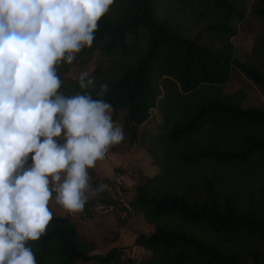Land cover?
<instances>
[{"label": "trees", "instance_id": "16d2710c", "mask_svg": "<svg viewBox=\"0 0 264 264\" xmlns=\"http://www.w3.org/2000/svg\"><path fill=\"white\" fill-rule=\"evenodd\" d=\"M251 19L258 28L239 59L232 38L249 33ZM94 52V83L81 89L70 69ZM58 74L64 95L98 99L107 84L102 98L125 134L111 150L139 144L157 167L138 173L127 200L150 227L136 232L133 244L148 252L131 264H264V105L243 106L244 91L227 89L239 75L264 88V0H114L91 48ZM88 171L95 188L101 177ZM105 199L91 195L84 211ZM51 207L46 234L29 241L37 264L118 258L119 247L96 252L76 218Z\"/></svg>", "mask_w": 264, "mask_h": 264}, {"label": "clouds", "instance_id": "9594fccd", "mask_svg": "<svg viewBox=\"0 0 264 264\" xmlns=\"http://www.w3.org/2000/svg\"><path fill=\"white\" fill-rule=\"evenodd\" d=\"M113 3L0 0V264H37L29 241L46 234L51 206L83 212L107 187L94 188L88 170L125 139L102 98L108 85L98 99L64 95L58 70L91 48ZM93 83L79 73L81 89Z\"/></svg>", "mask_w": 264, "mask_h": 264}, {"label": "rangeland", "instance_id": "374dc122", "mask_svg": "<svg viewBox=\"0 0 264 264\" xmlns=\"http://www.w3.org/2000/svg\"><path fill=\"white\" fill-rule=\"evenodd\" d=\"M257 28V22L251 19L249 33H243L240 30L238 35L232 38L236 46V56L239 59H242L248 50L251 36L257 31ZM98 56V52H94L90 61L86 64L73 66L72 69H70L71 78L78 79L81 71H88L97 60ZM237 88L244 91L243 106L264 105V88H260L253 84L245 76H236L227 84L228 90ZM150 114L153 121L159 119V112L157 109H152ZM144 125L147 128L153 129V123H145ZM92 169H96L98 173H100L98 175H100L101 178L120 176L122 186L123 184L126 186V190H123V198L126 203H128L127 200L130 196V189L132 184L136 181L138 173L143 172L150 175L157 171V167L152 164L151 157L139 144L133 145L131 151L126 152H116L110 149L105 160L98 161L96 167ZM121 206L124 209L120 208ZM93 211L94 214L90 216L84 211L85 216L83 218L78 213L69 214H72V217L76 218L79 222L77 223L78 228L85 236L92 237L97 241L98 248L95 250L96 252L103 253L113 246L120 248L118 258L110 264H120L123 262L131 264L129 260L141 258L147 254V250L132 242L138 230H142L145 233L150 231V227L143 222V218L140 214L133 212L132 209L128 210L120 202L116 203L115 210L111 212H98L94 210V207ZM106 230L108 231L106 232ZM80 264H95V262L93 260H88Z\"/></svg>", "mask_w": 264, "mask_h": 264}, {"label": "built area", "instance_id": "2783aa9c", "mask_svg": "<svg viewBox=\"0 0 264 264\" xmlns=\"http://www.w3.org/2000/svg\"><path fill=\"white\" fill-rule=\"evenodd\" d=\"M104 184L106 189L100 192L106 199L105 201H98L94 205V210L98 212H111L115 210L116 202L123 204L125 208L131 210L130 206L124 200V191L122 189V181L120 176L113 178H99L96 182V186ZM82 218L85 216V212L78 213Z\"/></svg>", "mask_w": 264, "mask_h": 264}, {"label": "crops", "instance_id": "0c3cea01", "mask_svg": "<svg viewBox=\"0 0 264 264\" xmlns=\"http://www.w3.org/2000/svg\"><path fill=\"white\" fill-rule=\"evenodd\" d=\"M96 173H98V171L96 170V169H93ZM98 174H100V173H98ZM98 215V214H97ZM78 222V221H77ZM79 223V222H78ZM134 238V237H133Z\"/></svg>", "mask_w": 264, "mask_h": 264}]
</instances>
